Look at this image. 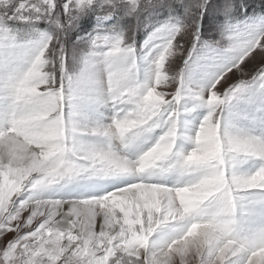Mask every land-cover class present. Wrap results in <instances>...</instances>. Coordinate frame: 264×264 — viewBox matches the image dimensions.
I'll return each mask as SVG.
<instances>
[{"label":"snow or ice","instance_id":"1","mask_svg":"<svg viewBox=\"0 0 264 264\" xmlns=\"http://www.w3.org/2000/svg\"><path fill=\"white\" fill-rule=\"evenodd\" d=\"M183 7L184 18L169 15L149 34L143 47L156 51L154 82L135 78V40L123 33L90 37L87 59L106 66L107 91L117 111L112 122L92 134L118 136L130 143L164 126L154 146L130 160L111 149L74 143L81 131L73 120L85 77L68 75L65 34L87 14L111 19L122 8L139 18L147 8ZM231 0H0V49L16 47L10 22L45 21L52 32H39L36 53L23 66L5 58L0 86L7 112L0 126V264H264V139L221 134L227 104L250 84L264 88V24L228 22ZM226 18L229 52L206 88L184 81V68L170 75L171 57L183 49L184 67L194 53H211L217 44L202 42L205 12ZM135 26H133L134 30ZM183 41V43H182ZM239 75V79H234ZM176 85L174 91L158 90ZM191 94L208 108L192 137L194 147L174 153L179 102ZM66 102L69 111L65 112ZM127 143L125 146L127 147ZM258 159L254 172L236 165ZM189 177L167 186L151 175ZM82 174L134 176L102 196L45 198L42 190Z\"/></svg>","mask_w":264,"mask_h":264},{"label":"rangeland","instance_id":"2","mask_svg":"<svg viewBox=\"0 0 264 264\" xmlns=\"http://www.w3.org/2000/svg\"><path fill=\"white\" fill-rule=\"evenodd\" d=\"M60 2H62V0H60ZM209 2L219 5L222 3V0H209ZM231 3L234 5V8L228 18L229 23L249 26L264 24V0H231ZM141 4L147 5L148 0H141ZM169 15L182 19L184 18V9L183 7L176 6L173 11L169 12L167 8L153 9L149 7L146 11L139 14L138 19L135 16L125 15L122 8L119 10L118 15L106 20H99L96 14L90 13L79 17L75 21L74 26L65 34L64 43L67 51L68 75H83L85 77L81 87L80 97L76 101L75 115L73 116L75 124L81 130L75 135L74 143L82 145L85 148L93 144L94 146H98L99 149L102 147V149L105 148V150L111 149L114 152L117 151L116 153L118 155H122L121 150L125 148V144L127 143L118 136L108 137L100 134H92L90 131L92 128L111 123L113 118H103L100 112L105 107L112 108L113 105L117 106L113 104L114 102L107 91L100 93L97 90L95 81L106 79V66L103 63L88 61L87 53L89 50L90 37L94 36L97 32H110L112 29H115L116 32H123L131 36L135 40V47L137 49L135 78L141 85H151L154 82L155 65L153 63V58L156 55V51H152L149 55L148 48L143 47V45L149 34L158 26L159 22L166 20ZM115 21L116 24H114ZM40 22L45 23L43 32L50 33L54 30L49 23L45 21ZM225 23L226 18L218 12H205L204 19L201 21L200 26L202 42H208L210 44H217L218 42L216 50L211 53H194L192 60L189 62V66L184 67V50L182 49L181 53L170 58L168 63L169 74L175 75L181 68H184V81L189 87L193 89L206 88L210 84L215 73L236 55L234 52L227 51L230 46V41L227 38L228 33L224 32ZM133 26H135L134 30ZM10 27L16 38L23 39V42L27 39L29 40L23 45L16 44V47L7 50L0 49V65H2L5 58H7L17 66H23L26 61L36 53L39 36L37 34L36 38L32 40L30 38H33L35 33H39V30L33 31V29H29L25 24L17 25L14 22H10ZM37 27L38 25L36 24L35 28ZM0 74H2V68H0ZM239 78V75H237L234 79ZM175 87V84L169 83L167 88L161 87L158 90L174 91ZM5 96L6 94L2 86H0V126L5 124L4 117L7 112V101ZM85 101H89V103L85 104ZM93 106L98 107L100 112L94 111L93 108H91ZM131 107V105H120L119 111L121 109L124 111H127V109L130 110ZM178 110L177 139L173 152L187 153L194 147L192 137L195 136L200 123L207 115L208 108L200 100H197L195 96L184 94L180 99ZM68 111L69 107L66 102L65 112L67 113ZM165 130L166 128L161 126L149 132L142 133L136 140L146 142L147 139V146L139 150V155L136 154L128 157L123 154L122 156L128 159L131 158L130 160L138 159L141 154L154 146L159 136L162 135ZM220 131L221 134L227 132L232 135H247L264 139V88L260 86L259 82L250 84L239 97L234 98L227 104L221 117ZM136 140L127 144H131ZM261 163L262 162L258 159H247L238 163L236 167L240 172H254L261 166ZM157 171L154 172L150 178L152 180L157 179L158 182L167 186L183 184L189 179V177H179L176 173L161 175ZM134 179H136L134 176L89 177L87 174H82L70 182L60 181L59 183L49 185L42 190V195L45 198H87L91 196H102L113 190L116 186ZM75 183L85 184L81 188L82 191L79 192V190L74 187ZM89 184L90 187L86 188ZM63 194L66 196L62 197L61 195Z\"/></svg>","mask_w":264,"mask_h":264},{"label":"bare ground","instance_id":"3","mask_svg":"<svg viewBox=\"0 0 264 264\" xmlns=\"http://www.w3.org/2000/svg\"><path fill=\"white\" fill-rule=\"evenodd\" d=\"M100 99V98H99ZM86 100V99H85ZM89 103V101H85V104H88ZM99 103V102H98ZM101 103V102H100ZM114 104V103H113ZM91 105H93V104H91ZM101 105H102V103H101ZM106 106V105H105ZM114 106V107H113ZM112 106V108H108V107H105V108H103V110L100 112L99 110H98V107H96V106H93V107H91V108H93V110L94 111H98V113L100 112V114L102 115V117L104 118H108V119H111V118H113L115 115H116V113H117V111H119V107H120V105H117V106H115V105H113ZM111 107V106H110ZM6 108V107H5ZM102 108V107H101ZM128 110V109H127ZM254 118V117H253ZM252 119V118H251ZM103 120V119H102ZM256 120V119H255ZM241 134V133H240ZM146 143H147V139H146V142H141L140 140H136V141H134V142H132L131 144H127V147L125 146V148L124 149H122L121 150V152H122V155L124 154V155H127L128 157H131V155L132 156H134V155H136V154H138L140 151L139 150H141L143 147H145V146H147L146 145ZM90 145V144H89ZM87 146H88V144H87ZM90 147H95V148H98V146H94L93 144H91V146ZM149 148V147H148ZM99 149V148H98ZM100 149H102V147L100 148ZM105 149V148H104ZM120 151V150H119ZM117 152V151H116ZM139 155V154H138ZM142 155V154H141ZM131 159V158H130ZM246 166V165H245ZM241 169V168H240ZM243 169V168H242ZM242 171V170H241ZM157 172H159V171H157ZM246 173V172H245ZM166 175V174H165ZM179 176V175H178ZM172 177V176H171ZM180 177V176H179ZM81 179V178H80ZM78 180V179H77ZM154 181H157V179L155 180V179H153ZM162 180V179H161ZM172 180V179H171ZM183 180V179H182ZM160 181V180H159ZM170 181V180H169ZM174 181V180H173ZM81 182H82V180H81ZM171 182V181H170ZM181 182V181H180ZM183 183V182H182ZM173 184V183H172ZM73 185V184H72ZM83 185H85V184H83ZM83 185L82 184H80V183H75V185H74V187L76 188V189H78L79 190V192L80 191H82V187H83ZM95 185V184H94ZM103 185V184H102ZM175 186V185H174ZM85 187V186H84ZM90 187V184L88 185V186H86V188H89ZM94 189V188H93ZM53 190V189H52ZM92 191V190H91ZM105 192V191H104ZM96 194V193H95ZM84 195V194H83ZM62 197L63 196H66L65 194H63V195H61ZM85 196V195H84Z\"/></svg>","mask_w":264,"mask_h":264},{"label":"trees","instance_id":"4","mask_svg":"<svg viewBox=\"0 0 264 264\" xmlns=\"http://www.w3.org/2000/svg\"><path fill=\"white\" fill-rule=\"evenodd\" d=\"M15 24H22V23H18V22H14ZM38 27L40 28V29H44V27H45V23H43V22H39L38 24Z\"/></svg>","mask_w":264,"mask_h":264},{"label":"clouds","instance_id":"5","mask_svg":"<svg viewBox=\"0 0 264 264\" xmlns=\"http://www.w3.org/2000/svg\"><path fill=\"white\" fill-rule=\"evenodd\" d=\"M232 8H234V5H232Z\"/></svg>","mask_w":264,"mask_h":264}]
</instances>
